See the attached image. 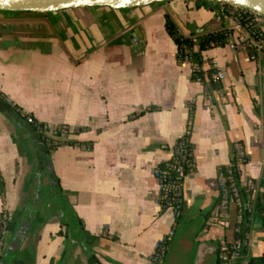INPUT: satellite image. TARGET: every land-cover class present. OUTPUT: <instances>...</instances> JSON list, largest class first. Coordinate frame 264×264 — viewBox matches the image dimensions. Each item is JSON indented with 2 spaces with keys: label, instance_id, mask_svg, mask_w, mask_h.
Instances as JSON below:
<instances>
[{
  "label": "crops",
  "instance_id": "crops-1",
  "mask_svg": "<svg viewBox=\"0 0 264 264\" xmlns=\"http://www.w3.org/2000/svg\"><path fill=\"white\" fill-rule=\"evenodd\" d=\"M196 3L202 4L0 14V99L19 114L0 112V263L149 264L179 222L174 243L186 253L194 235L208 252L233 245L234 206L221 210L223 194L216 205L218 168L230 164L234 145L246 159L239 165L242 185L253 183L264 193V57L250 61L234 41V21L219 18L218 4L196 9ZM168 11L188 19L181 29L170 18L183 37L229 31L223 47L202 52L203 67L215 62L225 75L219 90L192 81L189 61L178 63L164 28ZM21 116L75 129L62 139L73 145L38 158L46 183L31 174V152L39 145ZM190 124L194 168L175 222L173 211L161 208L153 170L170 159ZM32 190L38 195L33 204ZM30 213L23 242L9 252L14 226ZM251 234L241 264L264 252V231ZM212 254L208 264H216Z\"/></svg>",
  "mask_w": 264,
  "mask_h": 264
},
{
  "label": "trees",
  "instance_id": "trees-1",
  "mask_svg": "<svg viewBox=\"0 0 264 264\" xmlns=\"http://www.w3.org/2000/svg\"><path fill=\"white\" fill-rule=\"evenodd\" d=\"M198 2V0H196ZM203 7V4H195V8L199 9ZM164 28L168 36L172 39L174 44L177 46V61L178 63L183 62V51H187L188 53V61L192 64V73L190 79L192 81H200L204 86L208 85V89L211 91L219 90L221 87L218 84H213L209 80L211 68L203 67V57L202 52L207 51L211 48L224 46L229 41V31L226 32H212L207 33L202 36L193 38V37H183L179 34L175 23L170 19V17L166 14L164 16ZM0 112L10 117L11 115L19 116L18 113L15 112L14 108L5 104L0 99ZM193 109H190V121L192 119ZM21 120L26 122L25 116H21ZM30 130L36 135L38 145L39 146V157H44V155L48 156L50 151L56 150L61 144H70V142L59 143L56 146L50 148L46 144V138L41 134L42 130L45 128V124L35 122L33 124H29ZM191 134V124L188 125L186 133L177 142L173 147L177 148L180 145H184L188 148L190 152V138ZM232 157L230 164L228 166H221L218 168V174L221 175L225 180V187L228 190V203H232L233 212L235 214L234 220L232 222V231H233V245L229 246L227 244L216 246L215 254H216V264L223 263H232V264H241V258L247 256V237L252 233L253 224L256 221H259L262 230L264 231V193H256L254 184L252 183V188L248 185H242L240 180V170L239 165L243 164L246 159L243 154H241L240 150H237L234 145H232ZM176 158V155H173ZM188 160L192 162L191 166H185L184 172L188 176L190 172H192L194 168V159L193 156L188 157ZM174 160L172 157L160 164L158 167L163 169L167 164H172ZM235 190V192H233ZM222 192H220L219 198L217 199L216 205L219 204L221 200ZM0 197H4V183L0 176ZM160 205L162 210L167 209V201L160 200ZM180 215L175 218V222L178 221ZM237 217H240V220H237ZM3 224L1 223V228ZM172 237L163 242L164 246V255L168 251V246L170 244ZM239 243L240 246L238 249L234 248V244ZM226 255V260H222L220 257L221 254ZM234 256V261L231 257ZM238 257V258H235ZM154 258L152 257L151 260ZM160 264V263H156ZM247 264H264V252L259 256L250 257L247 261Z\"/></svg>",
  "mask_w": 264,
  "mask_h": 264
},
{
  "label": "built area",
  "instance_id": "built-area-1",
  "mask_svg": "<svg viewBox=\"0 0 264 264\" xmlns=\"http://www.w3.org/2000/svg\"><path fill=\"white\" fill-rule=\"evenodd\" d=\"M218 14L219 18H231L234 21L237 28L234 41L248 50L250 61H255L257 57L260 56L264 57V17L262 15L232 5H219ZM182 55L183 62L188 61L187 51H183ZM210 68L212 71L210 72L209 80L213 84H220L224 81L225 75L217 67L215 62L210 64ZM26 120L29 124L34 123L31 118H26ZM72 133H75V129L65 126L54 128L45 126L41 132L44 138L51 137L56 138L57 140L63 139ZM173 155H176V158ZM190 156H192V152H190L183 144L177 148L172 147L171 157L174 162L172 164H167L163 169H160L157 166L153 170V176L159 187V200L164 199L167 201V209H171L173 211L174 218L181 214L183 205V183L187 177L184 172V167L192 165V162L188 160V157ZM219 182L220 191L223 194L221 210L225 212L229 204L227 199L228 190L225 187V180L222 176ZM245 185L252 188V184L250 182H247ZM233 192H235V190H233ZM238 220H240V217H238ZM172 236L173 231L162 238L156 247L154 255L152 256L154 259L150 260L149 264L162 262L161 258L164 255L163 242ZM239 246V243H235L233 247L238 249ZM221 258L223 261L226 260V255L222 254ZM231 259H234V256H232Z\"/></svg>",
  "mask_w": 264,
  "mask_h": 264
},
{
  "label": "water",
  "instance_id": "water-1",
  "mask_svg": "<svg viewBox=\"0 0 264 264\" xmlns=\"http://www.w3.org/2000/svg\"><path fill=\"white\" fill-rule=\"evenodd\" d=\"M170 0H0V12H11L20 14H50L63 10L78 9V8H95L104 7L112 10H127L139 7H146L154 4H161ZM218 5H232L238 8L246 9L258 13L264 17V0H203ZM48 172H52L51 164L46 165ZM30 216H27L25 221H21L19 225L14 226L13 239L8 248V251H13L19 246L29 230ZM261 230L259 221L253 224V231ZM207 247L199 246L196 253L195 264H203ZM216 249L210 248L211 253ZM2 264V263H0Z\"/></svg>",
  "mask_w": 264,
  "mask_h": 264
},
{
  "label": "rangeland",
  "instance_id": "rangeland-1",
  "mask_svg": "<svg viewBox=\"0 0 264 264\" xmlns=\"http://www.w3.org/2000/svg\"><path fill=\"white\" fill-rule=\"evenodd\" d=\"M198 1H200L203 4L204 8L205 7L209 8L211 6L210 4H212L211 2H207V1H203V0H198ZM90 10H95V9H90ZM0 14L2 16H5V17L16 16V15L19 16L20 15V13H11V12H0ZM167 14L169 15V17L171 19H173V21H175L177 23V25L181 29L188 22L187 18L182 17V15L177 13V12H175V14H172V12L168 11ZM155 31H156L155 32L156 33V37L158 38V41H160L161 45L165 44V42H163L162 39L160 38V33H159L160 32V27L158 26V29H156ZM170 42H171V40H170ZM172 45H174V44L172 43ZM59 143H64V141L62 139L61 140H57L56 138L46 137V144L48 146H50V148L53 147V146H56ZM39 146L37 148L38 151L33 149L32 152H31V156H30V160H31L30 166H31V168H30V170H31V174L33 175V178L34 177H35V179L38 178L40 180H43V182L46 183V181H47L46 178L49 177L48 173L46 171H40V169L37 168L38 158H40L39 157V153H40ZM40 159H41L40 161L45 160V158L43 156ZM40 180H38V181H40ZM38 183H40V182H38ZM38 188H39V191L42 190L39 187V184H38ZM52 189L55 190L54 184H52ZM33 191L34 190H32V192H30V203L34 202V200H35ZM181 226H182V223L179 222L172 229L173 234H175L174 235V239H173V242L169 244L168 251L165 254L161 264H195L196 253H197V249H198V245H199L200 240L198 238H196V236L194 235V237H193V239H194L193 240V245H192L191 249H189L187 251V253H186V251L184 250V248L180 244L174 243L176 241V239L180 236L181 232H182L181 231L182 230ZM253 237L254 236L252 234H250L249 238L253 239ZM212 259H213V254L208 252L206 257H205L204 264H208Z\"/></svg>",
  "mask_w": 264,
  "mask_h": 264
},
{
  "label": "flooded vegetation",
  "instance_id": "flooded-vegetation-1",
  "mask_svg": "<svg viewBox=\"0 0 264 264\" xmlns=\"http://www.w3.org/2000/svg\"><path fill=\"white\" fill-rule=\"evenodd\" d=\"M45 157H47V155L46 156L44 155V158ZM37 198H38V195L37 194H34V199H35L34 201H36ZM31 203H34V202H31ZM30 205H32V204H30ZM30 212L32 213L33 211H30ZM31 213H30V217H29L30 219H31Z\"/></svg>",
  "mask_w": 264,
  "mask_h": 264
}]
</instances>
